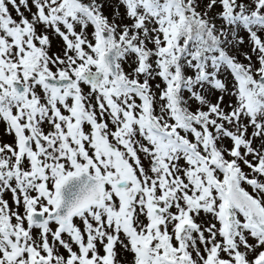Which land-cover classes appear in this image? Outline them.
Wrapping results in <instances>:
<instances>
[{
	"label": "snow or ice",
	"instance_id": "1",
	"mask_svg": "<svg viewBox=\"0 0 264 264\" xmlns=\"http://www.w3.org/2000/svg\"><path fill=\"white\" fill-rule=\"evenodd\" d=\"M0 264H264V0H0Z\"/></svg>",
	"mask_w": 264,
	"mask_h": 264
}]
</instances>
